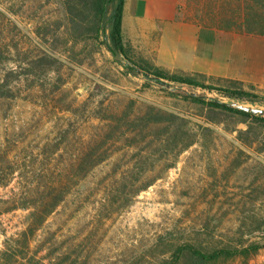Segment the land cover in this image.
Wrapping results in <instances>:
<instances>
[{"label":"rangeland","instance_id":"rangeland-1","mask_svg":"<svg viewBox=\"0 0 264 264\" xmlns=\"http://www.w3.org/2000/svg\"><path fill=\"white\" fill-rule=\"evenodd\" d=\"M181 11L264 30V0H183ZM140 56L131 50L136 64H153ZM125 64L102 35L72 29L62 0H0V264H165L187 244L264 243V126L186 96L249 111L264 103L158 82ZM234 85L264 96L218 86ZM150 108L178 115L184 139L139 121ZM61 192L25 247L30 213ZM260 254L208 264H252ZM175 264L198 263L183 251Z\"/></svg>","mask_w":264,"mask_h":264},{"label":"crops","instance_id":"crops-1","mask_svg":"<svg viewBox=\"0 0 264 264\" xmlns=\"http://www.w3.org/2000/svg\"><path fill=\"white\" fill-rule=\"evenodd\" d=\"M183 0H123V41L170 72L264 90V35L185 18Z\"/></svg>","mask_w":264,"mask_h":264},{"label":"trees","instance_id":"trees-1","mask_svg":"<svg viewBox=\"0 0 264 264\" xmlns=\"http://www.w3.org/2000/svg\"><path fill=\"white\" fill-rule=\"evenodd\" d=\"M65 13L71 22V27L75 32H92L96 36L102 35L104 44L108 51L112 54L113 58L117 62L127 60L132 65L125 64L126 69L129 72H139L137 67L144 71L147 75H151L158 82L170 81L176 82L182 85L196 87L200 89H207L209 91H215L222 96L232 100L246 101L250 103H264V96L246 90L242 87H226L218 86L206 82L205 76L201 74H186V73H170L154 63L136 64L130 57L132 48L128 43L123 41L121 24L123 13V0H62ZM244 22L241 20L226 21L224 24H220L221 27L229 29H241L247 33H255L264 35V30H244ZM233 84H240L236 81H231ZM3 87V86H0ZM252 87V86H251ZM190 100L206 105L212 110L225 111L231 114L242 117L246 122L250 119L253 122H257L264 126V116L261 114H255L246 108L236 106L231 101H223L215 97H207L205 95H191L186 96ZM180 117L174 113H166L159 110L150 108L143 116L139 118V121L144 122L145 125L150 123L160 125V131L169 134V141H175L177 139H184L182 135V125L179 123ZM251 126H248L244 130H239L238 137L243 139L245 135L251 133ZM183 141V140H182ZM195 139H191L190 142L184 143L180 148L184 149L188 145L195 143ZM92 152L87 154L86 158L93 157ZM65 193L51 194L49 200H46L43 204L37 206L35 210L30 213V219L26 228L21 232L18 241L23 242L25 247H28L30 238L34 235L35 231L39 228L47 215H49L62 200ZM264 247V243H250L242 248H217L211 251H203L196 248L193 245H184L177 248L169 262L165 264H175L179 258V254L183 251H187L193 261L198 264H208L219 259H230L236 256H242L248 258L255 254L260 248ZM16 255V254H15ZM10 256H13L11 254ZM164 264V263H163Z\"/></svg>","mask_w":264,"mask_h":264},{"label":"built area","instance_id":"built-area-1","mask_svg":"<svg viewBox=\"0 0 264 264\" xmlns=\"http://www.w3.org/2000/svg\"><path fill=\"white\" fill-rule=\"evenodd\" d=\"M252 264H264V254H260Z\"/></svg>","mask_w":264,"mask_h":264},{"label":"water","instance_id":"water-1","mask_svg":"<svg viewBox=\"0 0 264 264\" xmlns=\"http://www.w3.org/2000/svg\"><path fill=\"white\" fill-rule=\"evenodd\" d=\"M251 112L255 113V114H261L264 115V110L260 109V108H252Z\"/></svg>","mask_w":264,"mask_h":264}]
</instances>
